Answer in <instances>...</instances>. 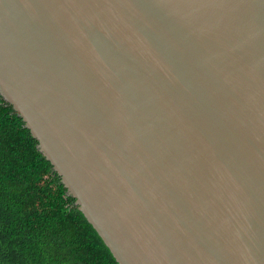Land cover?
<instances>
[{
  "label": "water",
  "instance_id": "obj_1",
  "mask_svg": "<svg viewBox=\"0 0 264 264\" xmlns=\"http://www.w3.org/2000/svg\"><path fill=\"white\" fill-rule=\"evenodd\" d=\"M0 94L119 264H264V0H0Z\"/></svg>",
  "mask_w": 264,
  "mask_h": 264
},
{
  "label": "trees",
  "instance_id": "obj_2",
  "mask_svg": "<svg viewBox=\"0 0 264 264\" xmlns=\"http://www.w3.org/2000/svg\"><path fill=\"white\" fill-rule=\"evenodd\" d=\"M0 264H119L1 94Z\"/></svg>",
  "mask_w": 264,
  "mask_h": 264
}]
</instances>
